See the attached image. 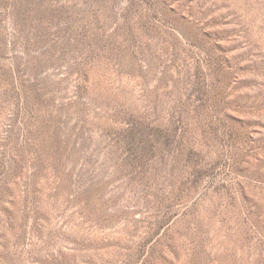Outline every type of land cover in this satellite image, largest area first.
<instances>
[{
	"label": "rangeland",
	"instance_id": "374dc122",
	"mask_svg": "<svg viewBox=\"0 0 264 264\" xmlns=\"http://www.w3.org/2000/svg\"><path fill=\"white\" fill-rule=\"evenodd\" d=\"M0 264H264V0H0Z\"/></svg>",
	"mask_w": 264,
	"mask_h": 264
}]
</instances>
